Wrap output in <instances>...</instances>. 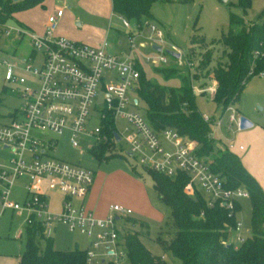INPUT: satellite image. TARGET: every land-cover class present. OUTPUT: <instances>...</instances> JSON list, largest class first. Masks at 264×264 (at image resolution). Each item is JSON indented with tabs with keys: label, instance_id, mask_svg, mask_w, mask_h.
I'll use <instances>...</instances> for the list:
<instances>
[{
	"label": "built area",
	"instance_id": "2783aa9c",
	"mask_svg": "<svg viewBox=\"0 0 264 264\" xmlns=\"http://www.w3.org/2000/svg\"><path fill=\"white\" fill-rule=\"evenodd\" d=\"M64 9L65 4L61 3L54 7L41 33L20 25L0 26V36H8L11 32L18 38L27 36L33 48L32 54L21 60V67L14 61H1L5 66V79L11 84L6 88L24 98L19 109L0 115V146L10 153L5 162H0L1 212L24 210L26 225L39 224L44 235H49L57 222L85 235L90 239V246L85 249L86 264L123 263L126 251L118 218L128 216V209L115 203L109 206L107 215L98 216L85 205L84 199L94 180L93 171L55 157L49 151L54 150L57 136L67 132L69 143L76 148H80L79 138L91 137L89 151L92 155L93 148L103 142L115 144L124 140L126 152L137 156L150 169L168 176L179 172L187 174L184 189L188 194L200 192L209 205L218 203L229 213H236V201L248 198V190L242 186H228L225 178L211 168L209 158L196 152L194 142L172 128L155 131L137 109L141 102L137 95L138 66L144 61L153 66L168 62V52L162 46L166 41L158 25L151 19L144 18L136 23L119 15L122 25L133 32L128 36L125 54L112 53L105 49L106 42L95 46L56 33L55 27ZM146 26L150 29L148 35L143 31ZM153 44L160 45L161 49L153 48ZM145 48L149 53L143 51ZM172 50L178 51L179 57L169 54L180 61L183 52L174 45ZM37 54L40 63L33 66L31 61ZM262 73L264 71L259 72ZM215 88L214 81L213 86L205 89L213 93ZM92 109L97 113L99 124L89 128ZM225 110H232L227 118L228 126L232 122L239 124V116L233 113L230 104ZM107 116L113 120L119 140L114 132L110 137L104 133ZM118 119L127 122L125 133L118 127ZM204 119L210 121L208 116ZM221 123L220 118L216 124ZM232 147L231 142L224 146L228 150ZM20 178H25L22 203L10 197L11 188ZM47 188H55L62 195L58 212L49 210ZM232 231L237 233L235 239L239 243L249 233V230L243 232L239 220L230 233ZM228 241L232 242L230 238Z\"/></svg>",
	"mask_w": 264,
	"mask_h": 264
},
{
	"label": "rangeland",
	"instance_id": "374dc122",
	"mask_svg": "<svg viewBox=\"0 0 264 264\" xmlns=\"http://www.w3.org/2000/svg\"><path fill=\"white\" fill-rule=\"evenodd\" d=\"M57 2V0H54ZM106 1V0H105ZM106 3V2H105ZM52 5V4H51ZM72 7V4H69ZM264 8V0H251V5L245 15V19L256 21L258 14ZM111 18L100 17L96 21L110 28L108 52L116 53L128 48L126 28L122 25L116 12L113 10ZM151 20L155 22L163 31L165 43L163 48L172 50V45L178 47L183 56L180 61H176L167 53L168 62L160 63L158 66H171L176 72L169 79L155 72L151 62H143L145 75L153 81L166 86H178L181 84V77L188 78L191 83L192 92L197 109L203 116L210 118V128L213 136L212 154L224 150V144L233 143L231 151L240 158L243 153L237 150V146L242 144L247 146L245 136L254 134L258 125L264 126V73L256 74L246 81L237 99L230 103L235 115H244L250 119L254 125L247 128H239L234 122L228 126L227 118L232 110H224L222 103L213 99V93L205 88L213 86L214 79L212 68L218 59H222L223 45L218 39L227 34L230 24V13H241L238 0H189L179 2L178 0H155L150 8ZM264 19V15L262 16ZM16 21L8 20L6 25H15ZM112 26H110V25ZM113 27L121 30V44L117 46ZM144 34L148 35L150 29L144 28ZM133 32V31H131ZM130 32V33H131ZM192 36L203 38V43H191ZM109 42V41H108ZM19 45V46H17ZM195 47L193 56H189L190 47ZM29 50L27 38L19 44L14 32L8 36H0V115H8L15 108L19 109L24 103V98L17 92H12L6 88L11 86L5 79V66L2 59L13 62L16 60L18 67L23 64L21 57ZM211 51L212 61L207 67H203L201 62L208 51ZM40 63V55L37 54L31 61L33 66ZM33 85L32 82H29ZM16 87V85H14ZM140 113L145 112L144 103L140 102L137 108ZM224 111V112H223ZM4 118V117H2ZM222 119L223 126L216 124ZM97 113L91 110V116L87 126L93 128L98 125ZM118 127L125 133L127 122L118 119ZM224 128V129H222ZM57 144L54 150H49L50 154L63 160L76 162L90 168L96 182L99 184L96 192V201L104 205L120 204L128 209V220L125 218L118 221L120 231L133 228L143 233L141 237L145 245L153 252L163 253L168 264H179L180 260L174 257L169 251H164L158 242V236L164 239L171 237L174 231V224L170 214V207L159 199L153 187L152 171L145 164L141 163L137 156H131L126 152L124 140L115 144H106L101 148V156L92 155L89 151L93 142L91 137L82 136L79 138V147H73L68 141V133L64 132L57 136ZM106 143V142H103ZM10 155L9 151L0 146V161H4ZM212 158V155H209ZM11 188L10 197L13 201L22 203L25 197V190L19 182ZM240 209L236 213V218L243 225V232H248L250 228L251 203L249 198H241ZM58 202L53 196L49 197V210L58 212L56 209ZM1 211V206H0ZM26 212L24 210L6 209L0 217V252L18 251L19 246L24 247L26 235L24 228ZM21 232L19 233V231ZM236 232L230 233V240L238 245ZM46 237H50L53 244L61 249L82 248L87 244L86 236L78 231H70L68 226L62 222L54 223L49 235L38 237L41 246H45Z\"/></svg>",
	"mask_w": 264,
	"mask_h": 264
},
{
	"label": "trees",
	"instance_id": "16d2710c",
	"mask_svg": "<svg viewBox=\"0 0 264 264\" xmlns=\"http://www.w3.org/2000/svg\"><path fill=\"white\" fill-rule=\"evenodd\" d=\"M155 0H111L112 9L119 15L139 23L151 19V4ZM187 2L189 0H178ZM44 0H0V26L13 18L14 13L36 5ZM241 13H230V28L218 41L223 45L222 59L212 68L216 88L213 99L222 103L223 109L234 102L250 77L264 71V21L249 22L245 15L251 0H238ZM264 14V8L259 16ZM191 43H203V38L192 36ZM195 47L189 49L193 56ZM212 61L209 50L201 64L207 67ZM140 70L137 95L145 105L143 113L155 131L172 128L197 145L196 152L208 157L211 168L220 173L230 187L242 186L249 192L251 203L250 228L246 239L235 245L229 242L230 229L236 224V213L240 209L239 200L235 203L236 213L218 203L209 205L200 192L188 194L184 187L188 176L183 172L168 176L154 169L153 187L159 199L170 207L174 231L168 239L158 236L164 251H169L180 260L179 264H264V189L258 180L244 166L239 156L224 149L212 154L213 137L210 121L196 107L191 83L181 77L178 86L161 85L145 75L143 65ZM155 72L169 79L176 72L171 66H153ZM104 133L113 135L114 122L108 116L104 120ZM101 143L93 148V153L101 156ZM212 155V158L209 155ZM24 249L19 256L21 264H86L85 249L56 248L50 237L45 246L37 238L45 237L39 224L26 225ZM143 233L128 228L120 237L126 251L122 264H168L165 255L150 251L143 243ZM162 256H164L162 258Z\"/></svg>",
	"mask_w": 264,
	"mask_h": 264
},
{
	"label": "crops",
	"instance_id": "0c3cea01",
	"mask_svg": "<svg viewBox=\"0 0 264 264\" xmlns=\"http://www.w3.org/2000/svg\"><path fill=\"white\" fill-rule=\"evenodd\" d=\"M68 2L69 4H72L73 6L69 7ZM58 3L65 4V9H64L63 15L61 16V18L58 20L56 24V27H55L56 33L68 36L77 41H82V42L92 44L95 46H100L104 44V42H106L105 46H109L110 40L108 38H109L111 29L105 27L102 23L101 24L99 23L100 21L97 22L96 20L100 19V17L102 16L103 17L107 16L108 19L111 18L112 13L110 11L113 10L111 0H106V1L105 0H57V2L54 0H44L42 5H36L34 7L15 12L13 16V20L16 21L15 25H20L31 31H36L39 33L43 32L45 25H46L47 16L51 12H53L54 7ZM117 15L119 17V14ZM262 16L261 17L259 16V18L256 21H264ZM9 20H12V18ZM249 22H253V21H249ZM113 29L115 31L114 37H116L114 42L117 46H119L121 44V40H120L121 30L119 27H113ZM130 32H131L130 28L126 30L128 46H129L128 36L130 35ZM16 38L19 44H21V41H23L24 38H27V41H28L29 50L26 52L24 56L20 58L22 60L23 58L32 54L33 52L32 44L27 36H23L20 38L16 36ZM127 49L128 48L124 49L123 51L116 52V53L125 54ZM143 51L149 53L148 48L143 49ZM16 60H14V62H16ZM236 124L239 126L238 123ZM221 126H223V122L221 123ZM245 140L247 141L246 147L243 146L242 144H239L237 146V150H239L240 153L241 152L243 153L241 158L240 157L239 158L241 159L244 166L248 169V171L258 180V182L262 185L264 189V126L258 125L254 131V134L251 136L246 135ZM225 145L226 143L224 144V146ZM6 159L0 162H5ZM20 179L22 180L19 183L24 189L23 186L25 183V178H20ZM96 180L97 179L94 176L93 183L90 186L89 191L84 199V203L88 208L92 209L96 215L105 216L109 213V206L112 203H109L108 205H104V204L95 202L96 192L98 191V188H99L98 186L99 184L96 182ZM47 191H48L47 193L48 194L47 195L48 204H49V197L53 196L54 198H56L58 202V206H56V209L60 210L61 203H62L61 193L55 188H47ZM3 212L0 211V217ZM123 218H125V221H127L129 217L128 216L119 217L118 220H121ZM86 240H87V244L81 249H86L90 246V239L86 237ZM23 249L24 247L20 245L18 251L0 252V264H21L19 261V256L21 252L23 251ZM148 249L152 251L150 248ZM153 253L162 254V253H157V252H153Z\"/></svg>",
	"mask_w": 264,
	"mask_h": 264
},
{
	"label": "water",
	"instance_id": "95a60500",
	"mask_svg": "<svg viewBox=\"0 0 264 264\" xmlns=\"http://www.w3.org/2000/svg\"><path fill=\"white\" fill-rule=\"evenodd\" d=\"M223 1H226V0H223ZM152 47L157 49V50L161 49V46L158 44H153ZM167 52L170 53L171 55L175 56V57H179V55H180L179 52L175 51V50H168ZM252 125H253V122L250 119H248L246 116H244V115L239 116V128L243 129V128L250 127ZM114 135H115L117 140L120 139V136L117 132H114Z\"/></svg>",
	"mask_w": 264,
	"mask_h": 264
}]
</instances>
